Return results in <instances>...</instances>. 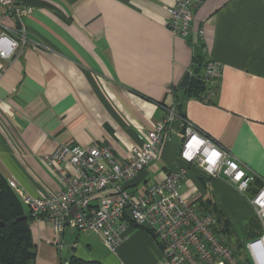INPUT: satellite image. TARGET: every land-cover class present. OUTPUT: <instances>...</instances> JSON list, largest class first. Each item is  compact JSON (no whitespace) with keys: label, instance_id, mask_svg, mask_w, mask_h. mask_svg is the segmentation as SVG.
<instances>
[{"label":"crops","instance_id":"0c3cea01","mask_svg":"<svg viewBox=\"0 0 264 264\" xmlns=\"http://www.w3.org/2000/svg\"><path fill=\"white\" fill-rule=\"evenodd\" d=\"M18 1L33 11L24 20L27 44L14 58H0V171L15 180L21 195L59 189L43 161L58 145L109 144L124 159L169 108L228 149L264 186V0H205L186 38L168 25L167 8L180 0ZM3 23L15 26L10 18ZM3 32L9 31L0 26ZM196 47L207 62L218 64L219 76L209 82L204 99L185 100L179 86L192 74ZM182 135L177 119L161 157L135 182L138 190L185 165L181 192L196 196L200 212L216 208L233 233L234 221L247 234L253 209L247 195L183 162ZM30 228L36 246L32 264L163 259L158 243L140 228L114 251L93 231L68 227L55 245L50 223L33 222Z\"/></svg>","mask_w":264,"mask_h":264},{"label":"built area","instance_id":"2783aa9c","mask_svg":"<svg viewBox=\"0 0 264 264\" xmlns=\"http://www.w3.org/2000/svg\"><path fill=\"white\" fill-rule=\"evenodd\" d=\"M204 1L180 0L167 8L168 25L175 36L186 38L191 34L194 13ZM32 11L18 0H0V26L9 31L0 35L1 59L14 58L27 44L24 20ZM5 18L15 22L13 29L4 25ZM199 35L205 36L203 29ZM204 74L209 82L215 80L219 76L218 64L208 62ZM177 119L183 129L180 159L224 180L245 196L256 176L247 173L228 149L180 117L174 108L168 109L165 117L148 132L147 140L131 147L124 159L109 144L58 145L51 154L43 156L44 163L60 182L55 192L24 196L15 180L8 181L21 196L33 222L51 224L55 245H59L66 229L72 227L79 233L95 232L114 251L133 228H140L158 243L163 255L159 264H241L217 234L216 217L200 212L194 194L181 192L187 166L181 165L163 179L147 184L142 192L137 188L135 182L161 157ZM248 201L261 223L262 235L244 244V251L252 264H264V186Z\"/></svg>","mask_w":264,"mask_h":264},{"label":"trees","instance_id":"16d2710c","mask_svg":"<svg viewBox=\"0 0 264 264\" xmlns=\"http://www.w3.org/2000/svg\"><path fill=\"white\" fill-rule=\"evenodd\" d=\"M207 64L208 62L203 56H201V58H195L189 86L184 90L185 100L193 98H205V94L208 93L207 90L209 89V81L204 74ZM177 114L180 117L185 118L183 113ZM262 187L263 186L256 180L250 192L256 194ZM207 204L211 205L212 202L207 201ZM211 213L217 219V225L215 227L217 234L221 237L226 246L233 250L235 256L238 258V261L241 264H252L251 259L244 251V243L242 244L238 241L233 243L231 241L233 243L232 245H236L234 250L230 246L231 242L228 241V243L225 241L226 237L229 239L232 237L230 222L224 218L216 208H213ZM33 220V217L28 212L17 192L11 187L9 181L0 171V264H32V262L35 260L36 246L30 228ZM251 234L252 232L250 231L248 224L247 237H250ZM240 250H243L246 255L243 256L242 254L239 256L238 253ZM69 264L102 263L72 258Z\"/></svg>","mask_w":264,"mask_h":264},{"label":"rangeland","instance_id":"374dc122","mask_svg":"<svg viewBox=\"0 0 264 264\" xmlns=\"http://www.w3.org/2000/svg\"><path fill=\"white\" fill-rule=\"evenodd\" d=\"M253 184L251 185L250 190L247 191V193H246L247 198H253L255 196V194L250 192ZM139 188H141V186H139ZM243 198H244V196H243ZM247 198L245 197V200L249 204V201ZM249 219H250L249 220V229L252 232L250 237H247L246 232H244L245 230H243L242 226L239 223L233 221V226H234L235 232L234 233L232 232V237L230 239L226 237L225 241H227V242L232 241L233 243L234 242L236 243V241H238V242H241V243H244L247 245L249 242L259 238L262 235V226H261V223H260L258 217L255 215L253 209H251ZM96 236H97V238H100L98 235H96ZM232 242H231L230 246L235 250L236 245H232L233 244ZM238 254H239V256L242 254H243V256L246 255V253H244L243 250H240V252Z\"/></svg>","mask_w":264,"mask_h":264},{"label":"water","instance_id":"95a60500","mask_svg":"<svg viewBox=\"0 0 264 264\" xmlns=\"http://www.w3.org/2000/svg\"><path fill=\"white\" fill-rule=\"evenodd\" d=\"M201 52H202V48L201 47H196L195 48V56L197 58H201V56H202ZM190 77H191L190 73H187L185 75V77L183 78V80H182V82H181V84L179 86L180 89H183V90L187 89V87L189 86ZM75 211H76V208H74L73 212H75Z\"/></svg>","mask_w":264,"mask_h":264}]
</instances>
